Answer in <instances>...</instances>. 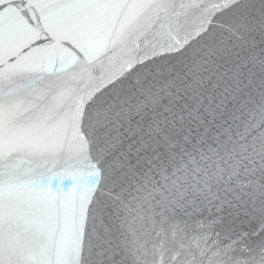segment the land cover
Here are the masks:
<instances>
[{
  "label": "snow or ice",
  "instance_id": "6c2138e0",
  "mask_svg": "<svg viewBox=\"0 0 264 264\" xmlns=\"http://www.w3.org/2000/svg\"><path fill=\"white\" fill-rule=\"evenodd\" d=\"M0 264H264V0H0Z\"/></svg>",
  "mask_w": 264,
  "mask_h": 264
}]
</instances>
